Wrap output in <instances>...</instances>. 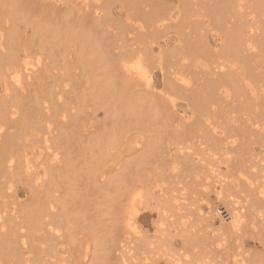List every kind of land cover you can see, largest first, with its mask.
I'll return each instance as SVG.
<instances>
[{"label": "bare ground", "instance_id": "6f19581e", "mask_svg": "<svg viewBox=\"0 0 264 264\" xmlns=\"http://www.w3.org/2000/svg\"><path fill=\"white\" fill-rule=\"evenodd\" d=\"M116 1L127 11L124 25L113 15ZM262 69L264 0H0V264H154L147 249L167 255L164 264H216L206 248L216 239L185 224L193 211L183 202L200 198L175 193L183 172L170 144L209 139L210 150L223 149L217 163L226 161L225 172L202 161L185 171L205 189L218 183L215 196L233 205L236 234L257 233ZM177 95L191 110L182 126ZM221 99L237 100L236 139L211 123ZM253 143L263 173L251 182L255 175H235L241 164L229 153L238 151L231 144ZM166 164L170 187L155 172ZM244 183L240 200L227 199ZM255 260L264 264V250Z\"/></svg>", "mask_w": 264, "mask_h": 264}, {"label": "rangeland", "instance_id": "374dc122", "mask_svg": "<svg viewBox=\"0 0 264 264\" xmlns=\"http://www.w3.org/2000/svg\"><path fill=\"white\" fill-rule=\"evenodd\" d=\"M113 15L117 17L120 22V25H124V21L127 20V11L124 10L123 7L119 2H115L113 5ZM123 9V10H122ZM122 11V12H121ZM174 38V39H173ZM170 41L174 42L175 37L171 36ZM172 42V43H173ZM155 75L154 80L156 81V89L155 91H158L161 88V74L157 69H154ZM196 74V71L191 74L193 78ZM245 74H247L245 72ZM260 77H264V69L259 73ZM258 85L262 87V83L258 82ZM174 100H176L175 105L173 106V110L175 112L174 119L179 122L182 125L187 124V122H190L192 118L190 117V108L187 106L186 101L180 97L179 95L173 97ZM231 98V97H230ZM232 99V98H231ZM237 100H231L228 102V100L221 99L219 101V104L217 106L216 112L212 113L210 115L211 117V123L215 127V133L216 134H222L225 132V134H231L234 139L235 137V131L232 128V125L235 124L237 126V123L241 121L239 119L238 121L234 122L232 120V115L238 114L239 107L234 108L232 110L231 106H234ZM258 103H261V101H258ZM262 104V103H261ZM256 112V109L254 108V111ZM241 115V114H240ZM232 124V125H230ZM211 132V131H210ZM225 137V136H224ZM239 139H241L239 137ZM202 141V139H201ZM209 139L206 140V143L202 141V143L197 140L196 142L193 141L192 144H190L187 147L180 148L182 144L177 145L176 143L170 144L172 148H175L171 151L172 156L179 161L182 172L178 178H175L174 185L176 187L175 193L178 192H186V190H190V192H186L189 196L192 194V191L195 193L193 194L194 197L200 198L195 204L188 203L186 201H181L184 203V207H186L187 212H192V214H188V216L184 217L185 224L190 225V229L192 231L196 230L198 227H202L200 231L203 233L214 237L216 241L213 244L206 245V248L209 252H207V255L209 256L212 261H214L216 264H234L231 262L233 258L240 259L241 257H248L251 258L249 261L250 264H258L261 262H257L255 260V255L257 253L260 254L264 250V227L258 230L257 227V233L249 232L245 228V233L243 235L236 234L235 228L232 224V216L233 214L230 213L232 210V204L228 201H220L215 196L216 188H218V183L215 182L212 184V187H209L208 189H205V186L203 185H197L194 183L195 177L192 174V171L186 172L185 171V164L187 165H193L192 162L196 161H202L205 162L206 169L210 167H216L219 166L220 170L225 172V163L218 161L226 159L227 156L226 153H222L221 150H210L209 145ZM252 144V143H250ZM253 146H248L247 149L243 148V146L239 144H231V145H237V153L232 151L229 153L230 156H232V162L233 163H240L241 167L239 171L233 170L235 175H237L239 172H245L249 175H255L251 176L249 180L252 182L254 180H261L260 177L263 173L260 168V164L257 162L258 159V152L260 149V146L258 144L253 143ZM235 149V148H234ZM216 151V153L213 154V152ZM166 153V152H165ZM182 153H189L193 158L189 161H184L182 158ZM201 158H203L201 160ZM217 163V164H214ZM169 166L167 164L164 166V169L158 168L155 169V172L161 173L164 175V178L166 180L165 186L170 187V179L167 174V170ZM153 173V171H151ZM257 174V175H256ZM257 183V182H256ZM216 190H213V189ZM234 188L233 185L227 186V194L231 193V189ZM230 189V190H228ZM242 189L244 192H236L234 194L231 193L230 197H227V199H234V200H240L238 197L242 196L243 193H246V183H244V186H242ZM158 194V190L156 192ZM204 194L206 196H209V205L206 203L205 199L201 198ZM200 195V196H199ZM252 197V196H250ZM159 198H162L161 196ZM232 201V200H231ZM233 202V201H232ZM209 206V208H208ZM238 206V205H237ZM209 210V211H208ZM185 210L183 209L182 212ZM230 213V214H229ZM156 213H154L155 215ZM201 215H209V219H201ZM252 224H249L251 226ZM170 234L173 235V237H170L171 244L174 247L175 252H181L183 249H178L182 246L180 236L175 234L176 230L173 227H170ZM148 233V232H146ZM133 242L137 243V240H133ZM240 243L238 249L237 244ZM180 250V251H178ZM206 250V249H205ZM147 254L149 256V260L152 261L154 264H164L163 258H165L167 255H161L160 252H152L149 249L146 250ZM238 252L240 255H238ZM139 263H143L142 261H139ZM211 264V263H209ZM240 264V263H237Z\"/></svg>", "mask_w": 264, "mask_h": 264}]
</instances>
